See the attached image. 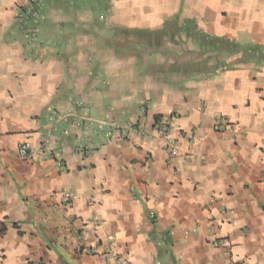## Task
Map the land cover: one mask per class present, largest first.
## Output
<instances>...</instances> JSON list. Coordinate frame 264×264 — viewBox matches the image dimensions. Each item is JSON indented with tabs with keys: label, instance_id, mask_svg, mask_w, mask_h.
Listing matches in <instances>:
<instances>
[{
	"label": "crops",
	"instance_id": "0c3cea01",
	"mask_svg": "<svg viewBox=\"0 0 264 264\" xmlns=\"http://www.w3.org/2000/svg\"><path fill=\"white\" fill-rule=\"evenodd\" d=\"M40 2L0 0V264H264V0Z\"/></svg>",
	"mask_w": 264,
	"mask_h": 264
},
{
	"label": "built area",
	"instance_id": "2783aa9c",
	"mask_svg": "<svg viewBox=\"0 0 264 264\" xmlns=\"http://www.w3.org/2000/svg\"><path fill=\"white\" fill-rule=\"evenodd\" d=\"M40 0H36V5L39 6L40 5ZM36 13L34 12V15ZM174 127V121L171 118L166 119L165 121H163L162 123H160L159 125V134L160 136H162L163 138V142H164V147H169L170 148V155L171 156H176L177 155V150L175 148H173L170 145V139H169V133L170 130ZM130 126L126 127L125 130H129ZM124 130V132H125ZM31 145L28 142L22 143L20 145H18L17 147V156L21 159H27L29 158L30 154H31Z\"/></svg>",
	"mask_w": 264,
	"mask_h": 264
}]
</instances>
